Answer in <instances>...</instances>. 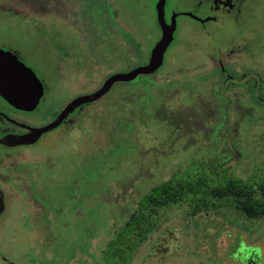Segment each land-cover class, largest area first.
<instances>
[{"label":"rangeland","instance_id":"1","mask_svg":"<svg viewBox=\"0 0 264 264\" xmlns=\"http://www.w3.org/2000/svg\"><path fill=\"white\" fill-rule=\"evenodd\" d=\"M168 2L180 8L183 0ZM154 4L0 0V42L20 49L48 87L38 123L147 62L160 37ZM181 20L154 74L115 83L14 156L0 264H104L156 185L187 170L252 183L263 176L264 0L204 30ZM129 264H264V221L168 208Z\"/></svg>","mask_w":264,"mask_h":264},{"label":"trees","instance_id":"2","mask_svg":"<svg viewBox=\"0 0 264 264\" xmlns=\"http://www.w3.org/2000/svg\"><path fill=\"white\" fill-rule=\"evenodd\" d=\"M210 174L187 170L153 187L105 249L103 263L129 264L155 229L161 211L168 208L186 207L191 215L226 209L249 221H264V174L254 183L225 173L216 178Z\"/></svg>","mask_w":264,"mask_h":264},{"label":"flooded vegetation","instance_id":"3","mask_svg":"<svg viewBox=\"0 0 264 264\" xmlns=\"http://www.w3.org/2000/svg\"><path fill=\"white\" fill-rule=\"evenodd\" d=\"M248 1L249 0H192L189 4L187 0H183L182 5L179 8V7H172L169 4L168 0H165V6H164L165 22L168 25H171V23L173 22L175 26V30L173 33V40L171 44L174 43L176 39L177 31L179 27L181 25H186L184 22H182L181 19L192 21L198 26V28L204 30L208 28L209 24L216 23L218 19L223 21H227L230 19H234V20L240 19L243 9H245V7L247 6ZM157 2L158 0H155L154 12H155L156 24L161 37V28L158 24L157 15H156ZM50 11L54 12L55 9H51ZM0 49L13 53L15 56H17V58L20 61H22L27 67H29L25 63L22 51L17 47H14L4 42H0ZM218 67L219 69H222V66L219 63H218ZM29 68L33 70L31 67ZM37 78L42 83L43 92L41 98L39 99L38 104L32 110H23L16 108L11 104H9L4 98L0 96V201L3 204L2 210L0 211V215L4 212L6 204L8 203V195L5 188L7 184V176L12 172L10 166H12L13 164L14 156L17 154V152L20 149L26 147H33L37 145L39 142H42L44 140V137L48 133L54 131L57 127L61 126L69 116L68 115L58 126L50 130H46L41 133L35 132L36 130L46 128L52 122H54L55 119L58 117L57 115L51 121L41 124L38 123V119L35 118L37 117V115L33 116V114L41 111V108L46 100V96L48 93V87L44 79L42 80L38 76ZM79 96L82 95H78L77 97ZM77 97H74L73 99ZM73 99H71L68 102V104ZM40 101H42L41 104Z\"/></svg>","mask_w":264,"mask_h":264},{"label":"water","instance_id":"4","mask_svg":"<svg viewBox=\"0 0 264 264\" xmlns=\"http://www.w3.org/2000/svg\"><path fill=\"white\" fill-rule=\"evenodd\" d=\"M165 0H158L156 4L157 21L161 28V37L152 47L149 58L144 65L135 67L127 72L110 75L103 84L93 93L73 99L58 115L54 122L43 129L41 133L58 126L75 108L80 105L97 101L109 92L115 83L130 82L139 76L154 74L164 61V54L173 40L174 23L166 24L164 19ZM43 86L36 74L27 67L13 53L0 49V96L12 106L32 110L42 96ZM3 204L0 201V211ZM250 261L252 255H250Z\"/></svg>","mask_w":264,"mask_h":264}]
</instances>
